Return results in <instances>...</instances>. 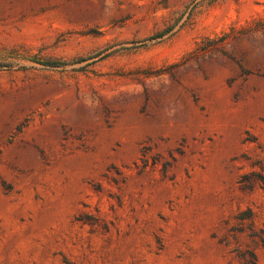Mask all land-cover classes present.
Listing matches in <instances>:
<instances>
[{"label": "rangeland", "instance_id": "rangeland-1", "mask_svg": "<svg viewBox=\"0 0 264 264\" xmlns=\"http://www.w3.org/2000/svg\"><path fill=\"white\" fill-rule=\"evenodd\" d=\"M0 264H264V0H0Z\"/></svg>", "mask_w": 264, "mask_h": 264}]
</instances>
